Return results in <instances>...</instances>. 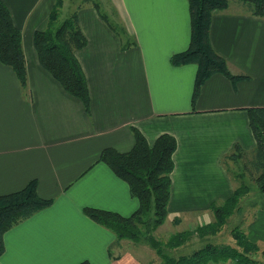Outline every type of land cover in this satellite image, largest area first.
<instances>
[{
	"label": "crops",
	"instance_id": "crops-1",
	"mask_svg": "<svg viewBox=\"0 0 264 264\" xmlns=\"http://www.w3.org/2000/svg\"><path fill=\"white\" fill-rule=\"evenodd\" d=\"M2 1L21 31L26 85L0 61V195L36 180L39 196L53 202L4 234L0 264L160 262L145 243L117 240L82 211L90 207L129 216L137 210L127 184L98 162L105 148L129 151L134 128L149 145L161 134L176 140L167 213L172 223L179 219L173 225L192 221L186 230L213 222L211 205H221L241 181L225 157L235 146L248 155L256 146L248 110L264 107V17L238 3L213 14L214 51L230 74L246 78L231 81L214 74L193 104L196 64L170 63L189 45L187 0H110L119 25L105 15L124 31L120 38L92 2L76 9L69 7L72 0H62L60 18L65 9H76L87 39L75 52L91 100L87 113L39 63L34 46V34L46 28L56 0ZM203 218L207 222H198ZM238 225L259 243L264 207Z\"/></svg>",
	"mask_w": 264,
	"mask_h": 264
},
{
	"label": "trees",
	"instance_id": "trees-1",
	"mask_svg": "<svg viewBox=\"0 0 264 264\" xmlns=\"http://www.w3.org/2000/svg\"><path fill=\"white\" fill-rule=\"evenodd\" d=\"M231 1L244 4L246 11L253 16L264 17V0H187L191 27L189 45L184 51L172 55L170 63L175 66L196 64L193 104L205 81L214 74H222L231 81L246 78L230 74L225 60L215 53L210 42L209 31L213 14L225 10ZM92 4L119 38L125 36L121 27L108 22L97 3ZM61 5L62 0L55 1L46 28L34 34V46L39 63L59 81L65 91L79 99L89 113L91 100L87 83L75 55L77 50L85 47L87 39L80 29L77 12L58 23ZM0 61L13 70L20 85L24 87L26 66L21 31L13 24L10 12L2 0ZM248 121L256 142L251 158L248 160L247 154L239 146H235L233 152L226 157L236 162L244 160L246 163L243 165V172L252 178L258 192L264 195V107L250 108ZM133 138L134 143L129 151L119 152L114 148H105L100 152L98 162L107 165L127 184L131 197L139 203L137 210L129 216H123L112 211L86 207L82 210L86 217L112 231L117 240L135 243L144 240L155 251L160 264H218L227 261H232L233 264H264V248L249 240L240 226L234 227L230 232L234 246L206 243L188 254L175 255L167 252L166 249L172 251L184 245L194 234L202 239L207 235L218 234L227 219L240 209V200L251 190L242 181L244 173L235 174L242 182L222 205H211L213 222L193 231L174 234L164 243L158 241L153 232L167 217L171 173L174 168L173 154L177 143L172 135L161 134L149 145L144 135L135 128ZM52 202L51 199L39 196L36 180L30 181L18 191L0 195V256L5 249L4 234L16 223L50 206ZM175 222L178 220L175 219ZM258 252L261 260L250 257ZM78 264L90 263L85 260Z\"/></svg>",
	"mask_w": 264,
	"mask_h": 264
},
{
	"label": "rangeland",
	"instance_id": "rangeland-1",
	"mask_svg": "<svg viewBox=\"0 0 264 264\" xmlns=\"http://www.w3.org/2000/svg\"><path fill=\"white\" fill-rule=\"evenodd\" d=\"M86 2H93V1H91V0H72L71 2H69V7L72 8V6H74V8L77 9L78 5L80 6L81 4H85ZM94 2L98 4V6H99V8H100L102 13L108 15L114 24L119 25L118 21L115 19V16L112 15V14H115V13L113 12V8H112V6L110 4V0H94ZM54 3H53V5H54ZM233 3H238L240 7L242 6V8L244 10H246L245 5L242 4L241 2L232 1L231 3L229 2V5H232ZM70 8H69V10H70ZM76 9H74L73 12L71 11V13L68 11V9H65V11L63 12L61 18L59 16L58 23H61V21L63 19H65L66 17L71 16L73 13H75ZM49 15H50V13H49ZM49 15H48V18H49ZM77 16H78V14H77ZM118 27H120V26H118ZM125 45L126 44L123 43V46H125ZM252 153L253 152L249 153V155L247 154L246 158L248 160H249V158H251V154ZM227 157L224 159V162H225L227 168L233 174L244 173L243 172V165L246 163L244 160H242V161L239 160L238 162H236V161H233V160H231L230 158H227ZM243 177H244V179L242 178L243 179L242 180L243 183L249 185L251 191H250V193L245 195L240 200V209L236 213L233 214L234 216L231 215L227 219V223L224 225L223 229L218 234H216V235H207V236H205L206 238H203V239L200 238V237L198 238V235L194 234V236L187 243H185L184 245L176 248L175 250L170 251V250L166 249V251L167 252L169 251L170 254L181 255V254H188L186 252L194 250L198 246L199 247L203 246L206 243H211V244H214V245H232V246H234V241H233V239L231 237V234H230L231 230L234 227L239 226L238 224H240L241 222H244V225H245V222H248L249 220H251V216H253V214L257 213V211H260L264 207V195L261 194L260 192H258V190L255 187V184L252 182V178L248 174L244 173ZM242 181H240V182H242ZM167 210H168V205H167ZM175 219H177L178 222H175ZM175 219L173 220V223H172L171 220L169 219V217H166V219H165L164 223L162 224V226L156 228V230L153 232L154 238H156L158 241H161V242L164 243V242L167 241V239L169 237H171L174 234H177V233H180V232H183V231H186V230L193 231V230L197 229V227H200V226L204 225V224H202L203 222H207V218L200 219L201 221H198V222H200L202 225H199V226H197V227H195L193 229L191 228V229H186L185 230L187 224L189 226L193 224L192 221L189 220L188 222L183 223L179 227H175L173 224H178L179 223V219L178 218H175ZM246 225H247V223H246ZM251 238H254V237H251ZM250 240L252 241L253 239H250ZM140 242L141 243H145L146 245H148L144 240H141ZM257 244L261 248H264V238L263 239L261 238L259 243H257ZM183 246H186V247L182 248ZM149 249H152V248L150 247ZM154 253L155 252L153 250V252H149V255L150 256H156V254L154 255ZM250 257H252L254 259H257V260H261L262 259V257H261L259 252L250 255ZM160 263H161V261L158 262V263H156L155 261L153 262V264H160ZM210 264H213V263H210ZM218 264H233V262L232 261H227V262H221V263H218Z\"/></svg>",
	"mask_w": 264,
	"mask_h": 264
}]
</instances>
